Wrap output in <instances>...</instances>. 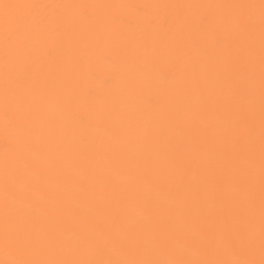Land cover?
<instances>
[{"label": "bare ground", "instance_id": "1", "mask_svg": "<svg viewBox=\"0 0 264 264\" xmlns=\"http://www.w3.org/2000/svg\"><path fill=\"white\" fill-rule=\"evenodd\" d=\"M0 264H264V0H0Z\"/></svg>", "mask_w": 264, "mask_h": 264}]
</instances>
